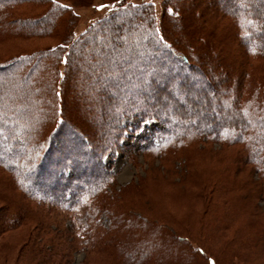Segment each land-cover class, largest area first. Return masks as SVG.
I'll use <instances>...</instances> for the list:
<instances>
[{
    "label": "trees",
    "instance_id": "trees-1",
    "mask_svg": "<svg viewBox=\"0 0 264 264\" xmlns=\"http://www.w3.org/2000/svg\"><path fill=\"white\" fill-rule=\"evenodd\" d=\"M2 1H0V32L6 30L3 33L4 35L32 38V36L49 33L54 29L56 38H61V41L52 47L37 48L29 53L10 56L7 58L8 63L3 64V67L0 66V70H5L9 74L23 71L22 77L29 81V88H25V86L15 88L14 85L11 86V83L8 84L7 89L0 88V96L3 98L0 100V110L3 116L5 114H15V122L23 123V116L28 117L27 115L33 113L34 110L38 112V115L39 113L42 114L38 105L43 106L41 118L44 117L45 120L41 119L40 122L43 120L42 124L39 126V123H37L38 130L32 129L33 133H30L26 142H23L26 146L33 141L31 166L27 164L24 167L28 176L21 175L16 166L7 162L5 157L1 155V149L4 146L1 142L14 143L10 148L12 160L17 159L15 155H18L23 148L15 143L16 139L10 138L8 131L0 136V166L3 167L5 172L7 171L12 175L16 185L36 207L43 208L41 212L44 216L46 212L50 213L54 207L74 210L82 206L84 201L92 203L91 208L97 209L98 214L100 211L111 213L110 204L114 200L113 196H110V200L106 203V200L109 199L110 190H114L116 184V174L112 172L111 164L119 151L125 152L127 150L124 140L128 137L129 132L131 133L129 135H132V132L141 129L144 123L149 120L160 122L164 126L162 130H159L157 139L148 142L149 148H162L161 152L165 154L174 152V154L187 155V171L182 176L184 180L190 179L191 185L199 182L200 178H197L195 174L197 169L190 164V160H192L190 155L208 156L211 152V148L201 149L199 143H197L198 147L192 148L194 145H192L190 138H192V134H195L196 137L213 138L209 140L220 142L224 148H230V146L240 148V152L236 153H239L236 169L233 168L232 164H227L224 170L220 167L216 171L219 170V176L224 174L222 180L226 184L232 182L229 172L231 169L234 173H238L240 168L250 170L253 173L257 172L258 180L255 184L260 188L259 192L262 193V199L264 200V88L262 87V80L257 78L250 83L252 86L255 85V93L248 91L242 93L241 98L239 95L234 97L233 105H239L240 108L237 114L231 113V107H226L227 110L223 118H230V123L225 121L212 122L209 129L186 126L177 128L176 124L185 122L188 116L181 108L175 111L177 116H173V111V114L167 112L164 108L165 106L168 107L167 101L169 98L163 94L166 90L169 92L167 80L172 81L171 78L177 77L176 73L182 70L178 66L174 68V63H179L176 50L189 51L190 53L189 46L179 49L174 47L173 43H171V46L170 42H166L168 48L171 47L168 49L165 47L167 45L157 47L155 43L158 39L166 38V41L169 40L167 38L170 33L173 35L178 34L181 38L196 35L207 40L210 39L212 44L207 46L206 50L204 49L205 44L201 45L199 50L202 53L198 58L204 62L210 57H224L222 52H224V49L229 48L224 45L230 43V37H232V41H235V36L238 39L236 44L237 59L241 61L238 63V66L241 67L239 70L241 76L246 78V75L249 76V72L254 69L250 62L256 60L264 66V0H242V3H239V0H225L230 2L229 7L224 9L221 14H216V16L218 21L234 22L237 31H234L233 36L232 32L230 33L228 30H224L225 33L222 31V34H219L218 25L208 29L209 21L216 16H213L206 8L196 17L198 20L195 23L189 17L187 21L186 18H183L181 24L183 26L181 27L179 24L180 28L177 32L175 21H173L175 17V9L172 8L173 1L164 0L165 12L162 15L160 26L155 22L157 17L154 16L150 6L135 4L128 8L125 6L126 4L124 5L121 2L119 5L114 4L111 6L109 4L111 6L109 11L102 15L97 23L91 24L79 37L73 36L74 28L71 29L70 25L65 30V36L62 37L63 34H59L62 28L56 24H62V17L68 11L64 0H17L13 3ZM30 1H37V3L31 5L34 8L33 10L37 9L34 11L35 13H32L36 15L24 16L17 12V5ZM246 4L250 5L251 8L247 9ZM193 7L196 6L193 4L191 15L194 14ZM168 13L171 14L167 15ZM128 23L138 27H143L145 24L149 26L147 43L150 47L155 48L153 50L157 52V55L151 54L150 51L146 52L148 58L151 56L155 58L154 63L147 64L149 65L147 66L148 69L153 71L151 76L147 78L144 76L145 72L142 67L134 71L128 69L132 64L127 61L130 57H135L138 54L137 50L125 53L131 56L126 55L120 59H115L114 49L124 53V47L117 42L114 41L111 48L105 47L103 50H95L96 48L91 44L92 39L98 35L106 34L108 37L109 32L124 34V25H128ZM250 24H255V30L252 28L247 29L246 26ZM63 25H65L64 22ZM172 26L174 27L173 30H171ZM220 41H222L223 47L219 49ZM191 47L198 49V46L195 45ZM88 53L93 56V60H87ZM96 56L102 58L100 62L94 61ZM190 56L196 57L197 55L191 54ZM169 57H173L172 60L175 61L173 64L169 62ZM77 59L81 62H78ZM186 59L187 56L183 55L180 60L183 63L181 65L185 67L184 72L190 71L192 75L195 72L202 75L203 72L201 78L194 75L198 78H195L197 83L191 82L192 86H188L190 83L187 81L185 85L183 84L185 93H195L196 96L198 95L197 100H199L202 98L201 96H206V92L209 90L208 87L213 90L216 89L219 80L218 78L212 81L206 80L203 77L205 72L201 65H196L186 61ZM184 61L190 64L187 65ZM95 64H97L96 67H92ZM24 65H26L25 70H22ZM165 70L167 71L165 72ZM155 73L158 77H153ZM159 79H164L165 82L160 85ZM172 82L171 84L176 83L175 85L179 86L176 80ZM80 83L84 85L76 92L78 90L77 85ZM231 87V84H229L228 88ZM234 89L238 90V87L236 86ZM91 90H96V94ZM215 91L217 92V90ZM68 92L78 96L79 106L77 102L73 100L70 102L67 99ZM90 92L92 96L87 95ZM5 100L10 101V103L8 105L2 103ZM22 100L30 103V106L28 105L29 109L19 110L16 107L15 102ZM35 102L37 105H35ZM241 102L250 107V110H253L248 116L244 115L248 109L241 108ZM93 103L99 107V113L86 115L80 106L91 108ZM223 103V100H219L217 106L221 108ZM19 111H21L20 114ZM48 111L50 112L48 113ZM36 112L35 115H37ZM82 116L84 119L81 121L79 118ZM87 126H89V129ZM33 127H35L34 124ZM15 130L17 128L14 126L10 132ZM18 130L21 132L22 129L19 128ZM155 142H157V145H155ZM108 157L110 158L109 162L106 161ZM143 182L150 183L151 181L147 177ZM139 187L140 183H130L123 188V191L126 192V190ZM233 192H235V189H233ZM18 199H20L21 204L23 203L22 205L16 202L13 205L14 207L6 206L5 208L9 210H3L0 213L1 217L2 214H9L10 216V220L7 215L5 217L7 220L0 222V238L6 232L19 231L22 229L21 227L29 223H33L31 225H34V228L43 232L47 228V224H44L46 220H33V218L31 220L29 215H25L28 209L24 207V198L18 197ZM4 201L11 205L9 199L5 198ZM108 203L109 210H107ZM123 212L124 214L117 212H114L113 215L109 214L112 218L111 224L103 228L102 231L104 232H101L102 236L100 238L94 239L99 245L93 246L95 241L92 242L93 249L91 251L98 253L103 251L108 258L107 264H165L166 261L171 263L174 257H177L178 260H187L188 257L197 256L198 252L205 254L201 246H197L198 249L193 250L189 246V242H186V238L177 237L163 227L156 226L151 219ZM222 221L225 223V220H212L213 223L209 226L210 223L200 220L202 227L200 226L199 230L220 227ZM36 229H34L35 232ZM34 231L30 232V238L28 237L21 246V253L27 252L29 259L32 260L26 261L25 264H66L68 254L65 253L66 250L62 249V245H51V241L42 240L43 237L40 234L35 235ZM111 232H113L114 238L107 241L105 238ZM188 237L190 239L194 238L190 235ZM189 238L188 240H190ZM261 239H263L262 236ZM88 241L87 244L90 247V240ZM193 242L198 244V240H193ZM3 248L10 247L5 244ZM111 248L113 251L109 253L108 251ZM173 250L179 254L176 256V252L172 253ZM221 255L222 258L218 255L219 258L208 256V264H225L224 253ZM178 263L183 262L179 261Z\"/></svg>",
    "mask_w": 264,
    "mask_h": 264
},
{
    "label": "rangeland",
    "instance_id": "rangeland-1",
    "mask_svg": "<svg viewBox=\"0 0 264 264\" xmlns=\"http://www.w3.org/2000/svg\"><path fill=\"white\" fill-rule=\"evenodd\" d=\"M0 1L3 2L2 0ZM5 1L13 3L17 0ZM64 1L66 2L68 11H66L62 17V24H56L62 28L61 32L59 33L63 34L62 37L65 36V30H67L69 25L71 29L74 28V32H72L73 36L79 37L91 24L97 23L102 15L109 11L111 6L114 4L119 5L121 2L124 5L126 4L125 6L128 8L134 6L135 4L141 6H150L154 16L157 17L155 22L158 26L161 25L160 22L162 20V15L165 12L164 0ZM172 1V8L175 9V17L173 16V21H175V28L177 32L179 31L180 26H183L181 25L183 18H186L187 21L189 17L191 21L195 23L197 22L196 20H198L196 17L202 10L204 11L205 8L213 16H216V14H221V12L230 5V2L225 0ZM241 1L242 0H239V3ZM32 3H37V1H30L17 5V12L24 16L36 15L32 14L37 10H33L34 8L31 6L33 5ZM109 4H111V6ZM193 4L196 7H193L194 9L192 10L194 14L191 15V8ZM99 5L105 6L99 7ZM246 8L249 9L251 6L246 4ZM170 14L171 13H168L167 15ZM217 18V16L212 17V20L209 21L210 23L208 24V29L217 27L218 25L220 30L219 34H222V31L225 33V31L228 30L230 33L232 32L231 34L233 36L234 31H237V26H235L234 22L227 20L222 22L218 21ZM63 22L65 25H63ZM246 27L247 29L252 28L254 30L256 28L255 24H250ZM173 28L174 27L172 26L171 30H173ZM148 30L149 26L147 24H145L143 27H138L128 23V25H124V34H114L113 32H109L108 37L106 34L98 35L94 37V39L90 37L92 39L91 44L94 46V48H96L95 50H103L105 47L111 48V45H113L112 43H114V41L117 42L119 45L124 47V53L119 52L118 49H114L113 47L115 59L125 57L128 55L125 53H128L131 50H137L138 54L135 57H130V59L127 61L128 63L131 62L132 64L129 68L127 66V68L129 71H134L135 69L142 67L143 71L145 72L144 76L147 78L148 76H151L153 72L151 69H148L147 66L149 65L147 64L154 63L155 58L153 56L148 58L149 56L146 55V52L150 51L151 54L153 53V55H157V52L153 50L155 48L150 47L147 43ZM4 31L0 32L1 67H3V64L6 65L8 63L7 58L10 56L18 55L20 53H29L37 48H44L47 46L52 47L54 44H58L61 41V38H56L54 29L49 33L32 36V38H19L17 36L11 37V35H4ZM167 39L170 41H166V38L161 40L158 39V41L155 42L157 47L165 46L167 45L166 42H170V44L173 43L175 45L174 47H178L179 49H182L181 47L189 46L188 48L190 50V53L189 51L186 52L184 50H176L178 53L177 57L179 63H174L175 61L172 60L173 57H169V62H172L171 64H175V66L172 65L174 68L178 66L183 70H181L179 73H176L177 77L171 78L172 81L176 80L177 85L179 86H176L175 82V84H171L172 81L169 82V80H167L169 92L166 90V92H164L165 94H163L169 98L167 101L168 107L165 106L164 108L167 112H171V114H173V111V116H177V113L175 115V111L178 108H181L188 116L185 122H178L176 124L177 128H183L186 126L190 128L201 127L209 129L212 122L219 123L225 121L226 123H230V118H223L225 117L224 115L227 110L226 107H231V113L233 112V114H237L240 111L239 105H233L234 97L239 95L241 98L242 93H247L248 91L254 92L255 85L252 86L250 83L255 81L257 78L262 80V87L264 88V66L262 63H259L256 60L254 62H250V64H252L254 67L253 71H250L249 76L247 74L246 78L245 76H241V71L239 70L241 67L238 66V63L241 61L237 59L238 55L236 54L238 52L236 50V44L238 40L237 37L234 36L235 41H232V37H230V43H226L224 45L225 47H229L228 49H224V52H222L224 57H210L211 59L207 58L204 60V62L200 61L198 58V56L202 53L199 50L201 45L204 44V49L206 50V47L212 44L210 39L207 40L206 38H201L196 35H189V37L187 36L185 38H181L178 34L173 35L172 33H170ZM220 42L219 49L223 47L222 41ZM229 44H231V46H229ZM192 45L198 46V49L191 47ZM165 47L168 48V45ZM85 49L89 50L88 48ZM191 54L195 56L197 55L196 57L198 59L196 57L190 56ZM183 55L187 56L186 61L196 65H201L205 72L203 77L206 80L212 81L216 78L219 80V85L216 87V89L213 90L211 87H208L209 90H207L206 96H201L202 98L199 100H197L198 95L196 96L195 93H185L183 90V84L185 85V82L189 81L190 85L188 86H192V83H197L195 76L201 78L203 72L202 75L198 72H195L196 74L193 73L195 76L192 75L190 71L186 70L188 73L184 72L185 67L184 65H181L183 63L180 61ZM128 56L131 55L129 54ZM87 58V60H93V56L90 53H88ZM95 58L96 59H94V61L98 62H100L102 59L101 57L98 58L97 56ZM77 61L81 62L78 59ZM186 61L184 62L187 64ZM189 64L190 63L187 65ZM96 65L97 64L94 66L92 65V67H96ZM25 67L26 65L23 66L22 70H25ZM130 68L132 69L130 70ZM167 70H165V72ZM22 72L9 74L7 71L5 72V70H0V88L7 89V86L10 83L11 86L14 85L15 88L22 86L29 88V81L22 77ZM153 77L158 76L155 73V76ZM159 80L160 85L165 82L164 79ZM229 84H231L232 87L237 86L238 90H235L234 87L229 89ZM83 85L84 84L82 83L77 85L78 90L76 92H78L79 89L83 87ZM215 90H217V92ZM91 91L95 92V94L97 92L96 90ZM87 95L92 96L91 92ZM44 97L47 98L46 95H44ZM1 98L2 96H0V100ZM67 99H69L70 102L71 100L77 102L78 105L79 99L78 96H75V94L72 95L70 92H68ZM219 100H223L224 102L221 108L217 106V102ZM3 102L7 105L10 103L8 100L2 101V103ZM15 104L19 110H27L30 106V103H28L26 100L15 102ZM241 104V108L245 107L248 109V111H246L244 114L245 116H248L253 112V110H250V107L244 105L243 102H241ZM35 105H37L36 102ZM38 106L40 107L39 109H41L43 114V106ZM80 107L81 110L86 113V115L99 113V107H97L94 103L91 108H85L86 106ZM20 112L21 111L18 113L20 114ZM35 112L36 110H34L33 113L28 114V117L23 116V123H18L15 122V114H5L3 116L2 111L0 110V136L8 131L10 138L16 139L15 143L23 147L20 153L15 155L17 159L12 160L10 148L14 143L1 142L4 145L3 149H1V155L5 157L7 162L14 164L18 169V172L25 177L28 176L24 170L25 165L28 164L31 166L30 160L32 159L33 155V141L26 146H24L23 142H26L30 133H33L32 129L38 130L37 123H39L40 126L43 121L42 120L40 122V120L44 119V117L41 118L42 114L39 113L38 115V112H36L37 115H35ZM49 112L50 111H48V113ZM79 119L82 121L84 117L82 116ZM33 124L35 127H33ZM14 126L17 128V130L10 132L11 128ZM19 128L22 129L21 132L18 130ZM87 128L89 129V126H87ZM163 128L164 126L160 122L149 120L144 123L141 129L134 133L132 132V135H129L131 134L129 132L128 137L125 138L124 143L127 147V150L125 152L122 150L119 151L114 162L111 164L112 172L116 174V186L114 185L115 192L111 189L110 193L108 194L109 199L106 200L107 203L110 200V196H113L114 200L110 204L111 213L100 211L98 214L97 209L91 208L92 203L84 201L82 206H79L74 210L54 207L50 213L45 211L46 214L44 216L41 212V209L43 208L41 207L39 209L36 207L34 203L31 202L29 198H27L23 191L19 189V186L16 185L12 175L7 171L6 173L5 170H3V167L0 166V213H2L3 210H9L5 208L6 206H11V208L14 207L13 205L16 202L19 205H22L23 203L21 204L19 201L20 199H18V197H21L24 198L25 201L24 207L28 209L25 215H29L31 220L32 218L33 220H46L44 221V224H47V228L44 229L45 232L34 228L35 226L31 225L33 223H29L24 225V227H21L22 229L19 231L13 230L2 235L0 238V264H25L26 261L29 262L30 259L29 255H27V252L21 253V246L28 237L30 238L34 229L37 230L36 232L34 231L35 235L40 234V236L43 237L42 240H49L51 241V245L54 246H57L58 244L62 245V249L66 250L65 253L68 254V258L65 261L66 264H107L108 258L104 255L105 253L103 251H101V253L91 251L93 246L99 245V243L94 239L100 238L102 236L101 232H104L102 231L104 230L103 228L108 227L111 224L112 218L109 214L113 215L114 212L124 214L123 211L135 214L137 217L143 216L146 219L149 218L156 224V226H161V228L163 227L165 230L170 231L177 237L186 238V242H189L188 244L193 250H197V246H201L205 251V254L198 252L197 256H193L191 258L188 257L187 260H178L177 257H174L171 263L170 261H166L167 263L165 262V264H179V261H182L184 264H208V256H219L222 258V253H224V257L226 258L225 264H264V200L262 199V193L259 192L260 188H258L255 184V182L258 180L257 172L253 173L250 170H243L240 168L238 173H234L233 169H231L229 172L232 182H228L226 184L222 180V176H224V174L219 176V170L216 171V169L220 167L222 170H224L227 164H232L233 168L236 169V164H238L237 156L239 154L236 153L238 151L240 152L241 149L237 147L233 148V146H230V148H224L220 142L209 140L213 138L196 137L197 135L192 134V138H190L192 145H194L192 148L198 147L197 143H199V147L201 149L211 148V152L208 156H203L200 154L190 155V157H192L190 164L197 169L195 174L197 178H200L199 182L191 185V180H184L182 176L187 171V155L174 154V152H167V154H165L161 152L162 148H149L148 142L150 140L155 141V139H157L159 130H162ZM21 133L22 135H20ZM155 145H157V142H155ZM106 161L109 162L110 158H106ZM175 169L177 170L175 171ZM147 177L150 179V183L143 182V180ZM12 178L14 182L12 181ZM130 183H140V187L129 189L124 192L123 188ZM233 189H235V192H233ZM5 198L9 199L11 205L4 201ZM108 207L109 203L107 204V208ZM107 210H109V208ZM53 212L55 213L53 214ZM57 214L58 216H56ZM7 215V218L10 220L9 214ZM7 215L2 214V217L0 216V222L7 220V218H5ZM200 220L210 223L208 224L209 226L213 223L212 220H225V223L222 221V226L220 227H209L207 230L203 229V231H200ZM215 223L218 224L217 222ZM189 235L194 238L190 239L188 237ZM261 236L263 239H261ZM112 238H114L113 232H111L105 239L109 241ZM188 238L190 240H188ZM88 240H90V247L87 244L89 242ZM193 240H198V244L193 242ZM93 241H95V244L92 246ZM5 244H7V246L10 248L4 249L3 245ZM112 251L113 249L111 248L108 252L110 253ZM175 252V255L177 256L179 253L175 250L172 251L173 254Z\"/></svg>",
    "mask_w": 264,
    "mask_h": 264
},
{
    "label": "snow or ice",
    "instance_id": "snow-or-ice-1",
    "mask_svg": "<svg viewBox=\"0 0 264 264\" xmlns=\"http://www.w3.org/2000/svg\"><path fill=\"white\" fill-rule=\"evenodd\" d=\"M105 5H99V7H104Z\"/></svg>",
    "mask_w": 264,
    "mask_h": 264
}]
</instances>
